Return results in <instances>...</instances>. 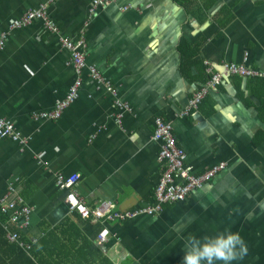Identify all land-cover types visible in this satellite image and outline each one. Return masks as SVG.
Listing matches in <instances>:
<instances>
[{
  "label": "crops",
  "instance_id": "1",
  "mask_svg": "<svg viewBox=\"0 0 264 264\" xmlns=\"http://www.w3.org/2000/svg\"><path fill=\"white\" fill-rule=\"evenodd\" d=\"M46 1L0 0V37ZM94 2L53 0L46 12L60 36L75 41L85 32L87 64L117 97L86 70L77 101L56 121H36L65 99L75 80L68 53L41 20L9 32L0 51V120L29 139L24 150L0 140V200L13 187L32 210L23 239L37 244L53 231L54 240L67 221V241L74 239L73 224L113 264H183L189 235L229 228L248 247L233 264H264V0H117L93 16ZM246 54L262 79L228 78L192 107L209 80L205 62L221 71L242 64ZM185 55L192 56L189 65ZM116 99L131 110H118ZM158 119L173 127L192 174L223 169L156 216L95 223L70 214L58 175L80 176L73 189L91 208L108 201L127 212L154 203L166 170L161 142L153 139ZM104 229L111 235L99 245Z\"/></svg>",
  "mask_w": 264,
  "mask_h": 264
},
{
  "label": "built area",
  "instance_id": "2",
  "mask_svg": "<svg viewBox=\"0 0 264 264\" xmlns=\"http://www.w3.org/2000/svg\"><path fill=\"white\" fill-rule=\"evenodd\" d=\"M117 0H96L91 8L93 16L97 15L99 8L110 6ZM53 0H47L40 8L27 11L18 21H12L9 26V32L15 29L31 25L35 20L43 22L45 32L56 35L59 38V43L63 51L69 55V65L75 75V80L68 90L65 99L58 103L55 109L49 113H41L34 116L36 121H56L63 112L74 104L79 97V90L82 87V73L89 70L90 78L93 79L99 86L108 88L109 92L117 97L116 90L108 83L101 75L96 67H89L87 64V41L85 32L81 31L77 40H69L66 37L60 36V30L56 23L49 19L46 8ZM129 7H124L126 11ZM8 33L0 37V51L3 50ZM248 55H245L242 64H224L221 71H215L214 66L205 62L207 75L209 76L208 83L201 88L191 102L192 107L198 108L202 101L208 96L211 90L220 86L226 79L231 77H239L243 79H262L263 74L247 66ZM116 107L123 113L129 112L131 109L127 104L116 99ZM123 116L117 117L119 124ZM155 133L153 139L161 142L160 159L165 162L166 170L162 173L159 183L155 189V201L152 205L134 211L118 212L115 210V205L112 202H102L94 208L89 207L85 199H83L76 191L74 186L80 180V176L71 174L67 177L58 175L56 184L59 189L66 192L64 204L70 214H79L81 218L91 220L95 223H106L115 220L126 221L135 219L140 216H156L159 215L164 207L169 204L184 202L195 191L200 190L203 186L212 180L218 172L223 169V166H217L204 172L203 174L195 175L191 173L190 168L186 167V153L181 149L176 141L173 132V127L158 119L155 121ZM0 140H11L20 143L21 149L24 150L29 143V139L22 136L16 129L15 125L7 120H0ZM0 213L5 214L8 219L4 223L6 238L10 243H16L26 252L31 250V244L22 239L23 231H27L31 225L32 210L26 204L24 199L17 194L16 189L9 187L7 194L0 200ZM13 226V230L10 228ZM111 232L104 229L97 237V243L104 245L109 241ZM34 244L33 241H31Z\"/></svg>",
  "mask_w": 264,
  "mask_h": 264
},
{
  "label": "trees",
  "instance_id": "3",
  "mask_svg": "<svg viewBox=\"0 0 264 264\" xmlns=\"http://www.w3.org/2000/svg\"><path fill=\"white\" fill-rule=\"evenodd\" d=\"M191 59L192 56H186L185 65H189ZM6 219L0 217V264H43V260H49L50 264H113L95 242L87 239L73 224L71 231L75 234L74 239L69 238L67 241V221L58 229L60 233L56 239H50L55 234L47 231L37 244L30 243L31 250L26 252L18 244L7 240L6 231L2 227ZM41 249L45 255H39L43 251Z\"/></svg>",
  "mask_w": 264,
  "mask_h": 264
},
{
  "label": "clouds",
  "instance_id": "4",
  "mask_svg": "<svg viewBox=\"0 0 264 264\" xmlns=\"http://www.w3.org/2000/svg\"><path fill=\"white\" fill-rule=\"evenodd\" d=\"M184 248L183 264H233L248 254L245 240L229 228L202 237L189 235L184 240Z\"/></svg>",
  "mask_w": 264,
  "mask_h": 264
},
{
  "label": "bare ground",
  "instance_id": "5",
  "mask_svg": "<svg viewBox=\"0 0 264 264\" xmlns=\"http://www.w3.org/2000/svg\"><path fill=\"white\" fill-rule=\"evenodd\" d=\"M96 1V0H95ZM50 4H53V3H50ZM58 27V26H57Z\"/></svg>",
  "mask_w": 264,
  "mask_h": 264
},
{
  "label": "water",
  "instance_id": "6",
  "mask_svg": "<svg viewBox=\"0 0 264 264\" xmlns=\"http://www.w3.org/2000/svg\"><path fill=\"white\" fill-rule=\"evenodd\" d=\"M66 206V205H65ZM67 208V207H66Z\"/></svg>",
  "mask_w": 264,
  "mask_h": 264
}]
</instances>
